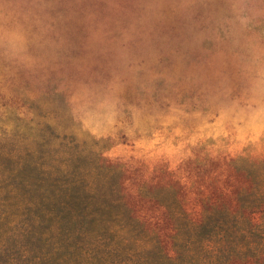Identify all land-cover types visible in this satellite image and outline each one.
<instances>
[{
  "label": "rangeland",
  "instance_id": "obj_1",
  "mask_svg": "<svg viewBox=\"0 0 264 264\" xmlns=\"http://www.w3.org/2000/svg\"><path fill=\"white\" fill-rule=\"evenodd\" d=\"M228 158L264 169V0H0V264H86L43 235L83 181L102 228L121 197L166 239Z\"/></svg>",
  "mask_w": 264,
  "mask_h": 264
},
{
  "label": "trees",
  "instance_id": "obj_2",
  "mask_svg": "<svg viewBox=\"0 0 264 264\" xmlns=\"http://www.w3.org/2000/svg\"><path fill=\"white\" fill-rule=\"evenodd\" d=\"M260 164L241 166L232 158L217 161L206 185L194 189V200L178 197L162 204L166 211L162 218L170 228L166 239L158 223L152 224L136 210H126V199L121 197L112 200L113 208L129 212L124 225L102 228L101 214L92 208L105 207L99 202L104 195L85 181L72 186L70 196L76 200L64 196L67 186L52 192L53 199L47 203L53 209L45 212L50 218L43 235L53 249L88 245L86 264H94L98 257L105 264H264V169ZM76 190L89 200L81 201ZM136 192L144 198L149 193L145 186ZM146 198L156 203L151 196ZM77 205H83L80 214ZM86 218L90 220L84 227Z\"/></svg>",
  "mask_w": 264,
  "mask_h": 264
}]
</instances>
